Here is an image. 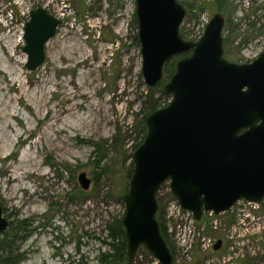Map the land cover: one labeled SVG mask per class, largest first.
Instances as JSON below:
<instances>
[{"label": "rangeland", "instance_id": "374dc122", "mask_svg": "<svg viewBox=\"0 0 264 264\" xmlns=\"http://www.w3.org/2000/svg\"><path fill=\"white\" fill-rule=\"evenodd\" d=\"M178 1L188 11L180 29L186 42H198L221 14L226 60L249 63L264 51V0ZM39 7L61 24L44 64L31 72L24 30ZM135 11L136 0H0V36L12 44L0 43V67L13 71L0 74V203L10 225L26 221L21 264H105L106 227L125 213L146 119L171 101L165 75L155 88L145 82ZM16 71L28 90L23 99L20 83L6 81ZM37 163L44 176L33 173ZM81 173L92 181L87 191ZM159 198L174 264H264V200L197 222L168 182ZM131 264L159 263L140 248Z\"/></svg>", "mask_w": 264, "mask_h": 264}, {"label": "water", "instance_id": "95a60500", "mask_svg": "<svg viewBox=\"0 0 264 264\" xmlns=\"http://www.w3.org/2000/svg\"><path fill=\"white\" fill-rule=\"evenodd\" d=\"M142 74L148 87L164 79V67L175 57L170 80L162 88L170 103L146 119L147 133L134 153V170L124 195L128 261L144 248L159 264H174L161 233L158 193L169 183L183 211L201 221L238 202L264 200V51L252 62L224 58L225 18L216 14L198 42H186L180 29L188 14L178 0H136ZM61 21L44 8L30 13L25 25L26 67L35 71L46 59V45ZM83 191L92 181L79 175ZM10 223L0 203V234ZM223 245L219 240L214 251Z\"/></svg>", "mask_w": 264, "mask_h": 264}, {"label": "trees", "instance_id": "16d2710c", "mask_svg": "<svg viewBox=\"0 0 264 264\" xmlns=\"http://www.w3.org/2000/svg\"><path fill=\"white\" fill-rule=\"evenodd\" d=\"M221 1L224 0H218V2ZM136 41L137 43L139 42L138 37H136ZM176 63V58H174L165 65L164 75L166 81H168L174 74ZM165 80L161 84H164ZM156 110V107L152 108L150 114ZM144 132L145 134L143 136V140L147 133L146 125L144 126ZM157 197L159 203V193ZM123 216L124 215L117 217L107 224V237L103 242L107 245L108 251L102 254V261L105 264H123L128 261L125 229L122 225ZM158 220L161 227V233L166 240L173 257H175V250L168 239L167 229L163 222L164 216L161 212L160 206L158 211ZM25 223L26 221L23 220L20 221L18 225L17 223H11L9 229L5 233L0 234V264H21L25 259L24 254L21 252L19 247L20 245H18L19 242H22L26 238L24 236L25 232L27 231Z\"/></svg>", "mask_w": 264, "mask_h": 264}, {"label": "bare ground", "instance_id": "6f19581e", "mask_svg": "<svg viewBox=\"0 0 264 264\" xmlns=\"http://www.w3.org/2000/svg\"><path fill=\"white\" fill-rule=\"evenodd\" d=\"M7 39H8V37L7 36H0V43L1 42H3V43H5V44H7V46L10 48L11 46H12V44H10V42H7ZM21 40H22V37H21ZM10 74L11 76H12V73H13V71H12V67L11 66H3V68L2 67H0V74H5V75H7V74ZM16 77L15 78H12V79H8L7 78V82L12 86V87H15L16 85H17V82H19L20 83V87L22 88V92H21V95L19 96V99H23V95L24 94H26L27 92H28V90H25V85L23 84V82L22 81H20V80H18V78H20V75H19V73H18V71H16ZM6 79V78H5ZM23 94V95H22ZM29 156V154L28 153H25L24 155H23V158H22V160H21V162H24V158H26V157H28ZM34 168H35V170H34V174L35 173H37V172H39V174L41 175V169L39 168V165H38V163L37 164H35L34 165ZM38 174V175H39ZM41 176H44V175H41ZM20 179V176H16L15 177V180H19ZM24 189L25 190H27L28 192H30V190H31V188L30 187H24ZM14 193V190H12V194ZM7 199H9V197H7ZM34 204V211H38L40 208H41V204H39V203H33Z\"/></svg>", "mask_w": 264, "mask_h": 264}, {"label": "built area", "instance_id": "2783aa9c", "mask_svg": "<svg viewBox=\"0 0 264 264\" xmlns=\"http://www.w3.org/2000/svg\"><path fill=\"white\" fill-rule=\"evenodd\" d=\"M191 214V213H190ZM205 215H210L211 216V214H213L212 212H208V213H204ZM192 215V214H191ZM192 217H193V215H192ZM193 219H194V217H193ZM195 220V219H194ZM196 221V220H195ZM198 222V221H197Z\"/></svg>", "mask_w": 264, "mask_h": 264}, {"label": "flooded vegetation", "instance_id": "af4514ba", "mask_svg": "<svg viewBox=\"0 0 264 264\" xmlns=\"http://www.w3.org/2000/svg\"><path fill=\"white\" fill-rule=\"evenodd\" d=\"M202 220V219H201ZM213 248H214V246H213ZM214 250V249H213Z\"/></svg>", "mask_w": 264, "mask_h": 264}]
</instances>
